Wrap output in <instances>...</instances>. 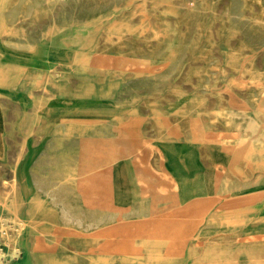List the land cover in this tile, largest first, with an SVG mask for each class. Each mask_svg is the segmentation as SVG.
Listing matches in <instances>:
<instances>
[{"label":"rangeland","instance_id":"1","mask_svg":"<svg viewBox=\"0 0 264 264\" xmlns=\"http://www.w3.org/2000/svg\"><path fill=\"white\" fill-rule=\"evenodd\" d=\"M18 1L0 0V177L8 178L12 164L6 156L22 144L19 168L25 181L29 176V188L18 189L13 203H0V219L12 224L15 213L23 220L20 239L31 247L37 238L56 245L52 251L30 252L32 263L233 264L235 258V264H264V0ZM92 50L105 58L100 67ZM8 79L15 86H5ZM88 87L109 95L104 102L95 94L85 96ZM193 122L219 145L237 147L243 155L218 177L221 189L199 228L178 240L173 253L169 240L148 236H135L128 254L89 252L87 226L94 213L79 200L67 169L79 144L129 133V143L140 137L161 147L168 169L199 184L209 153L193 140ZM129 124L135 128L130 132ZM171 125L177 133L168 130ZM201 146L205 154L199 153ZM33 178L50 186L40 187ZM48 189L58 190V201L47 200ZM63 208L75 212L80 224L64 222ZM124 220L133 232L151 226ZM1 235L0 249L7 253ZM21 256L12 264H30Z\"/></svg>","mask_w":264,"mask_h":264},{"label":"bare ground","instance_id":"2","mask_svg":"<svg viewBox=\"0 0 264 264\" xmlns=\"http://www.w3.org/2000/svg\"><path fill=\"white\" fill-rule=\"evenodd\" d=\"M150 1H152V0H150ZM163 1H170V0H163ZM171 1H173V0H171ZM59 3H61V2H59ZM103 3H104V1H103ZM50 5H52V4H50ZM42 8H43V5H42ZM15 9H16V6H15ZM12 10L14 11V9H12ZM86 12H88V11H86ZM77 14H78V12H77ZM77 14H75V15H77ZM260 14H262V13H260ZM17 15H18V13H17ZM195 15H197V14H195ZM64 16H65V14H64ZM29 17H30V15H29ZM248 17H250V16H248ZM128 18H129V16H128ZM12 20H13V17H12ZM24 20H26V19H24ZM9 22H10V20H9ZM165 22H167V21H165ZM255 23L258 24L259 21H256ZM13 24H15V21H14ZM26 24H27V22H26ZM201 26H203V25H201ZM40 31H42V30H40ZM66 31H68V30H66ZM198 31H200V30H198ZM242 32H244V31H242ZM260 34H262V33H260ZM133 35H135V34H133ZM195 36H196V34H195ZM31 37L32 36H30V38ZM189 37H191V36H189ZM247 38H249V37H247ZM238 39H240V38H238ZM253 39H255V38H253ZM51 44H53V43H51ZM155 48L157 49V47H155ZM97 51H99V50H97ZM97 51H93L92 50V51H90V53L91 54H95V56H96V58H95L96 62L95 63L93 62L94 65L97 66V67H100L105 62V58L102 56V54L100 52H97ZM157 51H159V50H157ZM136 54H135V56H136ZM157 54H159V52ZM154 55H156V54H154ZM219 57H220V55H219ZM183 58H185V56ZM131 60H133V59H131ZM261 66L262 65H260V68H261ZM151 67H153V66H151ZM216 76H217V74H216ZM4 82H5L4 83L5 86H9V87L15 86V82L12 79L5 80ZM72 82H74V81H72ZM191 84H192V82H191ZM216 85H217V83H216ZM246 87H247V85H246ZM232 88H234V87H232ZM92 94H95L94 91H93V88L88 87L85 90V96L89 97ZM95 95L98 96L99 98H101L102 102H104L103 100L107 99V95H109V92L108 91L98 92ZM222 96H224V95H222ZM163 98H164V96H163ZM164 99H167V98H164ZM211 103H213V102H211ZM222 106H224V105H222ZM6 107H7V105H6ZM207 107H205V108H207ZM16 109H18V108H16ZM219 109H221V108H219ZM140 110L142 112V109H140ZM262 110H263V114H264V102H262ZM11 116H13V115H11ZM9 119H10V116H9ZM55 119H58V115L56 116ZM171 121H173V120H171ZM203 122H205V121H202V123ZM126 128H128L127 129L128 132H130L131 130L135 129L134 126H131L130 124ZM168 130L170 132H172V133H177L178 132V128L175 125H171ZM191 130H192L191 132H192L193 140L196 141V142L204 143L206 145V147L208 149V153H209V161L206 164L205 169H204L203 180L202 181L200 180L199 184L188 182L186 180V177L184 178V176L178 170H176V172H173L170 169H168L167 164H166V159H167L166 158L167 155H165L166 152L161 147L156 146V145L150 143L147 140H142L141 141L139 135H138L139 142H137L136 144L129 143V141L127 140L128 136H129V133L126 134V133H124L125 131H123V130L122 131H123L124 134L119 135V137L116 140H108V141H106L104 143H96V144L82 141L79 144V146H78V149H79L78 155L76 156L75 159H73L70 162H68V166H67L68 176L70 177L71 182H74L77 185V188H78V190L81 193V196H82V199H83L84 203H86L89 206H95V205L103 206L105 209L108 208L110 211H112L111 214H108L106 216V217H108L107 221H110V220L111 221H116L117 224H115V225H111V224L110 225H104L102 227H99V231H98V233H100L101 237H104V241H103L102 244L104 245V248H105L106 251H109V252H112V253H117V254H123V255L124 254H128L131 251V241H132V239L135 236H148V237L165 238V239L169 240V243H168L169 247L168 248L172 252V251H175V249L178 247V245H179V243H177L178 240L191 236L192 233H194L199 228V226L202 224L204 216H205V213H206V211H207V209L209 207L208 204L210 202H212L216 197H218L217 193L221 189V187H220L221 184L219 183V178L218 177L221 176V175L227 174V172L229 170H231V169H233L235 167V164L241 163V158L243 157V155H242V152L237 149V147L219 145L216 142V139H213L212 138L213 136H211L210 134H207V132L204 131L202 125H199L198 122H193L192 123ZM3 131H4V128H3ZM136 132H137V130H136ZM139 133L140 132H137V134H139ZM5 140L6 139H4V141ZM7 144H8V142H7ZM143 148H148V151L151 154V158L148 161H146V164H145L144 167H143V165H142V163L140 162V159H139L140 158L139 154L141 153V150ZM3 149H4V145H3V142H2V137L0 136V153L3 151ZM39 149H41V148H39ZM198 149H200L199 153L202 152L203 154H205L204 146H201ZM24 151H25L24 145L19 144V145H17V150L9 151L8 157L6 156V158H8L9 161L11 162L12 167H11V169L9 171L8 178L3 179V178L0 177V203L5 201V200H9L10 203H13L14 197L16 196L18 189L26 190L27 188H29V176H28V181H25L23 179L22 175H21V171H20V168H19V166L21 165V162H22V153ZM35 156H37V154ZM148 156H149V154H148ZM217 156H220L222 159L221 160H217ZM129 158H132L133 161H134V164H135V168H134V176H135V181L134 182L135 183H134V185H135L136 188L140 187L137 190L138 191V195L140 197L150 196L152 201H154V203H150L147 207H144V210L147 211V214H140V218L136 219V222H138V223H136L137 225H139V224L140 225L141 224H148L149 226L151 225L148 228V230H142V229H139L137 227V229L136 230L134 229V232H133V231L130 230L129 226L126 225L127 221L124 220V219H126L125 216L127 215L124 212H130V211H133V210H135V211L138 210L136 208L130 209L128 207L130 205V202H131L132 198L134 197V191L130 188L131 180L129 179V174L126 171L122 170V168H120L122 163L125 161V159H129ZM0 170H1V168H0ZM0 175H1V172H0ZM34 181H35V183L37 185H39L40 187H43V188H47L48 186H50L49 183L45 184L42 179H34ZM51 186H52V184H51ZM48 191H49V194H51L52 199H56L58 197V190H56V189H51V190L48 189ZM158 200H161L162 202H164V205H163L164 207L161 208V209L158 208L157 205H156V202ZM96 207H98V206H96ZM61 214H62V218L65 220L64 222L69 223L71 221H74L75 223L80 224V219H79V217L76 214H73V213H71L70 211H68L66 209H62L61 210ZM12 216H13L11 218L12 224H10L11 222H9L8 219H5V218L4 219H0V232L2 234L1 235L2 236L1 240L3 239L4 242L6 243L7 247H8L7 253H4L0 249V264H12V259H14V258L17 259L16 261H20V259L22 257L21 255H23V254H24V256H28L29 259H30V251L35 249L36 247H40L43 244V242L41 240H39V239L37 240V242L32 247L30 245H28L26 242H23L20 239V237L24 233V231L26 230V224L15 213H13ZM100 221H102V220H100ZM131 223H132V221H131ZM97 224L98 223H91V224H89V226L94 225V226L97 227ZM68 225H70V224H68ZM87 228H88V226H87ZM59 232H61V231H59ZM100 235L99 236L97 235L96 238L97 237L100 238ZM213 238H214V236H213ZM155 239H153V240H155ZM243 239H245V238H243ZM233 240H235V239H233ZM230 241H232V240H230ZM222 243H224V242H222ZM210 247H211V245H210ZM182 248H183V246H182ZM1 258H3V261H1ZM214 258L217 259V257H214ZM234 260H235V258H234ZM234 260H232L233 264H235Z\"/></svg>","mask_w":264,"mask_h":264},{"label":"crops","instance_id":"3","mask_svg":"<svg viewBox=\"0 0 264 264\" xmlns=\"http://www.w3.org/2000/svg\"><path fill=\"white\" fill-rule=\"evenodd\" d=\"M148 154H149V156H148ZM139 156H140V158H139L140 159V162L142 163L143 167L145 166L146 161H148L151 158V154L148 151V148H143L141 150V153L139 154ZM167 165H168V163H167ZM120 168H122V170L126 171L129 174V179L131 180V186H130V188L134 191V197L132 198V200L130 202V205L128 207L130 209H134V208L138 209L137 211L133 210V211H130V212H124L125 214H127L125 216V218L126 219H138V218H140V214H147V211L144 210V207H147L150 203H154V201H152V199L150 198V196L140 197L138 195V191L137 190L140 187L136 188L135 185H134V183H135L134 182L135 181V176H134L135 164H134V161H133L132 158L125 159V161L122 163V165H121ZM49 196L50 197H48L47 200H49V198H50V202H56V201L59 200V196L60 195H59V192H58V197L56 199H52L51 195H49ZM79 200L84 203V201L82 199V196H80ZM84 205L87 208H89L90 212H93L94 213L93 214V217H91V219H90V220H92V222H90V224L91 223H98L97 224V227L94 226V225H92V226H89L88 225L89 228L91 227V231H92L91 232V237H90L91 245L88 246V248H89L88 251H90L91 253L94 252V253H98V254L105 255V256L114 254L112 252H109V251H106L105 250L104 245L102 244L103 241H104V237H101L100 233H98L99 227H102L104 225H110L109 223H110L111 220L110 221H107V218L108 217H106V216L108 214H111L112 211H110L108 208L105 209L103 206H99V205L89 206L86 203H84ZM156 205H157L158 208L161 209V208L164 207L163 206L164 205V202H162L161 200H158L156 202ZM96 206H98V207H96ZM63 209H65V208H63ZM66 210L70 211L73 214H76L75 212H72L69 209H66ZM79 219H80V217H79ZM100 220H102V221H100ZM97 235L98 236L100 235V238L99 237L96 238ZM38 239L41 240L40 238H37L36 241H34L33 245L37 242ZM55 246L56 245L48 244V243L43 242V244L40 247H36L35 249L31 250L30 252H32L33 254L34 253L48 252V251L54 250ZM30 264H33L32 261H31V259H30Z\"/></svg>","mask_w":264,"mask_h":264}]
</instances>
